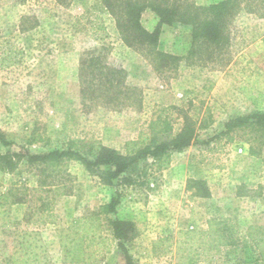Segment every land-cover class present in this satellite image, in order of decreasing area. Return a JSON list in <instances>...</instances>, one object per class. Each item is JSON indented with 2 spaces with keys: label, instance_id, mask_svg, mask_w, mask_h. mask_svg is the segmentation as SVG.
<instances>
[{
  "label": "rangeland",
  "instance_id": "374dc122",
  "mask_svg": "<svg viewBox=\"0 0 264 264\" xmlns=\"http://www.w3.org/2000/svg\"><path fill=\"white\" fill-rule=\"evenodd\" d=\"M103 1L0 0V52L12 45L22 59L0 66V130L10 143L0 141V154L9 156L0 160V193L23 187L20 203L0 199V217L39 233L48 255L41 264H70L60 231L109 203L124 238L104 226L101 212L109 248L102 264H177L183 231L231 217L239 242L213 259L197 254L196 264H264L254 244L258 234L264 246V125L223 135L230 120L264 113V4L234 10L230 44L219 53L207 48L199 24L183 21L162 24L154 44L132 37L125 3L138 2L139 23L152 32L161 21L158 7L191 13L223 0H110L111 10ZM102 24L106 32L98 30ZM98 56L124 71L82 70L83 61ZM159 117L174 132L185 119L207 127L169 153L168 164L143 156L108 180L107 168L96 163L100 148L128 155L146 138L135 146L145 147L154 134L149 124ZM53 151L65 154L47 166L29 159ZM1 223L3 257L13 240Z\"/></svg>",
  "mask_w": 264,
  "mask_h": 264
},
{
  "label": "trees",
  "instance_id": "16d2710c",
  "mask_svg": "<svg viewBox=\"0 0 264 264\" xmlns=\"http://www.w3.org/2000/svg\"><path fill=\"white\" fill-rule=\"evenodd\" d=\"M126 7H132L129 12V17L126 19L125 25L131 29V36L144 42L154 44L158 40L161 25L164 23L172 24L174 22H185L186 24H199L202 37L205 38V44L209 49L210 46L215 45V52L221 53L230 44L228 42L229 35L226 33L227 24L231 16H234V10L245 4L249 10L260 8L264 4V0H223L218 4L209 7L195 6L191 13H180L177 8L158 7L157 13L161 17L160 24L154 31L149 32L143 29L139 23L138 2L132 3L127 1ZM103 5L107 10H111L112 4L110 0H104ZM254 6V7H253ZM264 7V5H263ZM136 15V16H135ZM98 30H105L102 24L97 27ZM103 38V37H102ZM19 50L12 45L0 52V66L2 68H9L19 64L22 59L18 56ZM156 55L164 54L156 52ZM83 71H124L121 67L104 63L103 57H91L86 59L82 64ZM245 125H264V113H252L241 115L226 123L227 130L223 133L229 136L230 131L234 127H241ZM150 130L154 132L152 137L147 138L149 142L145 147H136V144L143 143L146 138L139 142H133L134 147L129 149L130 154L123 155L116 150L109 147H101L97 153L96 163L100 166H105L108 171L107 179L127 170L131 164L143 156L158 157V160L168 164V154L174 151H180L189 146L197 137V131L201 128L207 127L206 123L196 127V122L185 119L184 125L180 131L174 132V126L168 118L162 119L159 117L152 120L149 124ZM159 126V128H157ZM141 138L143 133L140 134ZM166 136L167 138L161 140ZM0 141L3 145H9L4 133L0 130ZM83 148V146H82ZM150 152V153H149ZM74 154L73 152H69ZM65 154V152L53 151L46 155H30V161L39 160L45 163V166L55 162ZM8 155L0 154V160H6ZM10 168H15L17 163H12L8 160ZM44 170V169H43ZM23 187L15 184L7 192L0 193V199H4L6 204H18L21 202L20 190ZM36 190V189H35ZM112 204H105L100 212L88 218H75L59 233L60 251L64 262L70 264H102L109 248L106 246V237L101 233L102 217L101 212L104 213L105 227L113 229V236L115 238H124L123 223L121 221L108 216L112 211ZM1 206H4L0 203ZM4 215L7 211L4 210ZM107 215V216H106ZM231 217H213L208 221V228L204 230H185L183 234L185 239L180 243L177 251V260L182 264H196L195 256L200 253H209L211 259L220 253L222 247L234 246L239 242L240 232L239 228L233 222ZM1 228L10 234L13 240V247L6 256H0V264H41L48 261L45 244L39 237V233L35 231H28L19 228L21 220L11 219L10 217H0ZM254 244L258 257L264 261V246L263 242L259 240L258 234H255ZM196 244V248H195ZM262 244V245H261ZM195 248V249H194ZM179 262L177 264H179Z\"/></svg>",
  "mask_w": 264,
  "mask_h": 264
}]
</instances>
